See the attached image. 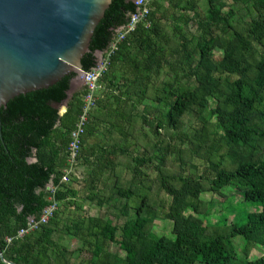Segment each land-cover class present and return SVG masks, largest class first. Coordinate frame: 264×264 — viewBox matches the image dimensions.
I'll return each mask as SVG.
<instances>
[{
	"label": "trees",
	"instance_id": "obj_1",
	"mask_svg": "<svg viewBox=\"0 0 264 264\" xmlns=\"http://www.w3.org/2000/svg\"><path fill=\"white\" fill-rule=\"evenodd\" d=\"M137 7L112 1L86 71ZM146 7L92 103L86 85L68 95L71 73L2 107L0 264H264V0Z\"/></svg>",
	"mask_w": 264,
	"mask_h": 264
},
{
	"label": "water",
	"instance_id": "obj_2",
	"mask_svg": "<svg viewBox=\"0 0 264 264\" xmlns=\"http://www.w3.org/2000/svg\"><path fill=\"white\" fill-rule=\"evenodd\" d=\"M112 1L0 0V126L2 107L16 96L71 73L69 96L86 82L82 59ZM95 54L102 59L103 51Z\"/></svg>",
	"mask_w": 264,
	"mask_h": 264
},
{
	"label": "built area",
	"instance_id": "obj_3",
	"mask_svg": "<svg viewBox=\"0 0 264 264\" xmlns=\"http://www.w3.org/2000/svg\"><path fill=\"white\" fill-rule=\"evenodd\" d=\"M136 3L138 5L137 7V12L133 13L130 17V21L128 24H126L123 28L124 31L119 34L118 38L112 43V48L109 49V51H103L102 54V59L97 62V65L90 71H87L86 76L84 80L86 81V86L89 87L90 92L86 95L87 101L92 103L93 98V92L97 87V80L99 77L102 75V73L107 69L108 63H109V58L110 55L113 51V49L116 47L117 42L122 40L125 36V34L131 30H134L136 27V24L145 18L146 14L148 13V8L146 7L147 0H136ZM144 5V6H143ZM143 6V7H141ZM119 31V30H117ZM86 111L83 115H81V118L83 121L86 120ZM74 136L76 139L73 140V142L70 143V146L73 150H76L78 147V133L75 132ZM75 151L73 152L72 159H74ZM57 208V204L54 202L48 206H46L43 209V212L38 220H36L34 217H30L28 219V226L27 228H23L20 230L19 235H24L28 231L35 230L40 227L42 223H46L54 214V210ZM3 261V255L2 252L0 251V262Z\"/></svg>",
	"mask_w": 264,
	"mask_h": 264
},
{
	"label": "rangeland",
	"instance_id": "obj_4",
	"mask_svg": "<svg viewBox=\"0 0 264 264\" xmlns=\"http://www.w3.org/2000/svg\"><path fill=\"white\" fill-rule=\"evenodd\" d=\"M83 86V84H81V85H79V86H77V90L79 89V88H81ZM72 93V92H71ZM66 104V103H65ZM65 104L61 107V109H60V111L62 110V109H64L65 108ZM206 198H211V197H213V196H211V194H205L204 195ZM240 200V199H242L240 196H235L234 198H233V200ZM226 204V203H225ZM224 204V205H225ZM87 207L86 208H89V213L90 214H93V215H97L98 214V210L96 209V208H94V207H88V205H86ZM247 207V206H246ZM242 208H244V206L243 205H239V210H242ZM212 211H213V213H212V215L209 217V220L208 221H212V222H215V221H217V220H219V218H220V216H221V211H222V209H221V207L218 205V206H212ZM228 221H231L232 220V218H231V216H228ZM242 222V221H241ZM156 226L154 227V232L157 234V235H161V234H164V233H166L168 230H170L171 229V226H172V222L171 221H169V220H167V221H161L160 219H158L157 221H156ZM77 240V239H76ZM76 240H72L71 241V246H75L76 245ZM2 255H3V253H2ZM4 259V258H3Z\"/></svg>",
	"mask_w": 264,
	"mask_h": 264
},
{
	"label": "bare ground",
	"instance_id": "obj_5",
	"mask_svg": "<svg viewBox=\"0 0 264 264\" xmlns=\"http://www.w3.org/2000/svg\"><path fill=\"white\" fill-rule=\"evenodd\" d=\"M134 1H135V3H136V0H134ZM136 4H137V3H136ZM131 15H132V14H131ZM124 26H125V25L121 26V27L118 29L119 31H117V38H118L119 34L122 33V32L124 31V28H123ZM131 31H132V30H131ZM129 32H130V31H129ZM127 33H128V32H127ZM117 38H116V39H117ZM123 39H124V38H123ZM120 41H121V40H120ZM112 43H113V42L110 43V49L112 48V46H111ZM117 45H118V42H117ZM117 45H116V47H115L113 50H115V49L117 48ZM71 170H72V169H71ZM71 170H70V171H71Z\"/></svg>",
	"mask_w": 264,
	"mask_h": 264
},
{
	"label": "crops",
	"instance_id": "obj_6",
	"mask_svg": "<svg viewBox=\"0 0 264 264\" xmlns=\"http://www.w3.org/2000/svg\"><path fill=\"white\" fill-rule=\"evenodd\" d=\"M77 90V87L72 91V93H74Z\"/></svg>",
	"mask_w": 264,
	"mask_h": 264
},
{
	"label": "clouds",
	"instance_id": "obj_7",
	"mask_svg": "<svg viewBox=\"0 0 264 264\" xmlns=\"http://www.w3.org/2000/svg\"><path fill=\"white\" fill-rule=\"evenodd\" d=\"M97 81H98V80H97ZM84 85H86V83H85V82L83 83V86H84ZM71 95H72V93H71ZM70 97H71V96H70Z\"/></svg>",
	"mask_w": 264,
	"mask_h": 264
}]
</instances>
